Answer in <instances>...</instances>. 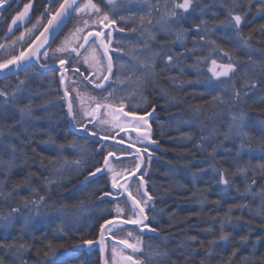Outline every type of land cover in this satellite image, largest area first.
<instances>
[{
  "label": "trees",
  "instance_id": "16d2710c",
  "mask_svg": "<svg viewBox=\"0 0 264 264\" xmlns=\"http://www.w3.org/2000/svg\"><path fill=\"white\" fill-rule=\"evenodd\" d=\"M119 1L126 4L114 12L117 21L128 31L136 29L130 31L131 36L123 44L128 60L131 52L128 54L126 49L137 36L142 39L147 35L148 26L156 39L152 40L147 57L160 49L173 53H183L185 47L189 50L172 67L165 68L164 59L158 58L155 74L149 75L146 83L137 88L132 81H126L114 98L131 104L132 110L139 108L143 100L145 106L139 110L154 107L161 115L158 137L165 154L152 166L149 184L153 197L149 217L157 233L146 238V248L141 253L144 262L261 264L264 219L255 211L260 201L252 196L241 197L240 193L253 180L256 183L252 191H259L264 185V170L260 167L264 164V88L248 91L242 87L253 80L264 82V33L259 31L264 17L257 13L255 5L247 12L239 33L250 38L244 43L233 28L225 25L228 11L244 13L247 0H198L188 19L173 23L167 34L160 30L161 19L173 7L172 0H149L148 7L136 0ZM132 2L133 7L129 8ZM141 16L145 17L143 24ZM201 19L206 22L201 25V35L214 44H206L195 36V25ZM177 31L186 32L185 47L176 40ZM212 59L217 61V67L229 62L234 65L231 79L209 73ZM137 65L136 75L142 76L143 70ZM237 89L241 90V99L234 102L232 95ZM33 95L30 118L21 117L19 109L24 105L20 101L6 106L0 98V216L7 215L13 207L20 209L11 226L5 228L0 222V264H44L46 253L49 261L98 264L96 254H89L91 250L74 246L93 239L103 220L113 213L114 202L102 203L98 190H108L106 177L83 181L95 170L94 166H100L97 161H101V156H97L93 142L64 132L62 117L52 115L54 110L47 106L50 101L45 91L37 88ZM216 95L227 103L214 101ZM241 114L242 127L233 128L231 137L225 140L223 133L229 131L231 116ZM202 136L209 140L202 142ZM214 168L226 170L228 185L219 183ZM30 173L34 175L29 176ZM45 179L53 181L50 188L45 186ZM41 196L42 202L33 203L40 201ZM241 204L248 207H238ZM24 217H28L27 223ZM222 221L226 241L219 240ZM242 236H248V240L242 242ZM213 240L216 243L210 244ZM21 244L26 247L21 249ZM234 249L236 254L232 256ZM163 252L171 254V260L158 255Z\"/></svg>",
  "mask_w": 264,
  "mask_h": 264
},
{
  "label": "snow or ice",
  "instance_id": "6c2138e0",
  "mask_svg": "<svg viewBox=\"0 0 264 264\" xmlns=\"http://www.w3.org/2000/svg\"><path fill=\"white\" fill-rule=\"evenodd\" d=\"M12 0H0V10L4 8L6 4H9ZM104 4L110 9V11H104L98 4L92 3V0H88V3L81 5L80 0H46L44 12L41 13L40 17L37 18L36 23L32 26L31 29H27L29 38L31 35L39 30L42 27V31H39V35L35 37L34 40L28 45L27 49H22L19 52V55L13 56L12 59L7 60L6 62L0 63V72L7 69L8 74H12V69L10 65H15L17 71L28 68L29 66H35V64L40 63V57H44V62L40 65L42 68L45 67L49 60L53 62V66L48 68V71L56 72L60 71V83L65 85L66 76L70 69L73 70L74 75H79L83 78L84 81H87L88 84L93 85V90H99L100 93H107L102 99L92 96L90 93H81L77 89H72L76 93L75 99H69L67 103V112L66 116L69 118L70 122L77 126L85 134V138L93 139L97 136L96 124L93 123L97 121V111L105 110L111 112L114 116L115 123L113 127L120 128L121 131H125V125H130L133 131L138 132V139L136 143L140 144V147H136L135 143L131 139L125 144L124 138L116 135H105L101 136L99 140L93 139V143H100L101 141H106L111 136V139L116 141L107 147L113 149L105 154V147L101 143V147L97 150V156H102L103 161H97V164L100 166H94L95 171L90 172L89 175L93 180L99 178H107L110 181V188L105 190L104 187L98 189L102 195L100 197L102 203L114 204V216L104 219L103 223L100 224V238L98 241L86 240L84 241L87 245H92L97 243L100 245L101 253L104 252L105 246V236L111 235L114 236L116 231H123L124 226L126 225H135L143 234L144 229H148L151 233H156L157 228L149 227L148 224H145L144 221L148 219L145 215V207L151 203L153 197L149 195L148 190L145 188L146 181L144 179L145 170L142 168L143 156L142 153H147L149 162L152 159V153L149 151V146L159 147L158 143L151 138L153 133L149 130L140 132L139 129L144 125H148V120L143 116L138 117L135 112L129 108L125 110L123 103L120 104L118 109H113L111 104L105 103V101L112 100L116 95L118 90L113 87L114 83L124 84L126 81H132L137 88H139L143 83H146L147 77L149 75L155 74V63L158 58H162L165 61V68L175 66V60L182 55H186L189 51L184 45L183 40L186 35L185 31L176 32V40L181 42V46L185 47V52L183 53H173L172 50L165 51L160 49L159 51L152 52L150 57L145 58L140 64L139 69L143 70V75H136L137 69L129 68L128 74L125 75L126 64L120 63L118 66L114 63L113 56L110 54L111 51H122V49H111L110 45L112 44V35L114 26L117 25L118 21L114 14V8L116 6V0H103ZM198 0H172L173 7L167 13L168 19L164 20L161 23L160 30L167 34L172 30L173 23L184 21L188 19V15L191 12H194L195 4ZM58 5V6H57ZM255 5L257 13L264 17V0H247L245 5V11L242 14H235L234 11H228V23L225 25L228 28H233L237 34L238 40H241L244 43H248L250 38H244L239 36V33L242 31L243 24L242 22L246 19L247 12L251 10L252 6ZM167 6V4L165 5ZM34 7L32 0H29V3L24 5V8L21 12L15 15L12 18V23L9 25V32L13 31V26L17 25L18 22H24L27 19H31L29 13L30 10ZM55 8L53 12L52 9ZM182 10V11H180ZM75 13V15H74ZM203 9H201V14ZM47 18V24H43V19ZM121 20L124 18L121 17ZM141 23L143 24L145 17L141 16ZM77 21L75 27L72 31L69 32L67 36L56 46L55 49L52 48L53 43L60 36V33L67 27L69 21ZM234 21V24L232 23ZM150 24L151 21L149 20ZM206 22L201 19L199 24L195 25V36L198 40L204 41L206 44H214V41H208L206 35H201V25H204ZM223 23V22H222ZM88 29H93L88 31ZM108 29V31H105ZM124 28H120V31H124ZM135 27L129 29V31H135ZM261 33H264V26H261L259 29ZM86 33V34H85ZM25 38V33H21L20 39L23 41ZM81 39L83 42L81 43ZM156 37L154 34H148V40H155ZM107 40V42H105ZM148 40L145 41L144 51H151ZM196 41H194L195 43ZM43 50V51H41ZM102 50V53H101ZM196 49H193V54ZM227 55V53H225ZM33 57L35 60H33ZM117 59H120L117 57ZM106 61V62H105ZM26 62V63H25ZM81 64L85 65L90 71L86 75L84 71L81 70ZM212 68L209 71L212 72L213 77H227L231 79L230 74H234V65L229 62L226 64H220L217 67V61L215 59L211 60ZM58 65V67H57ZM222 69V70H221ZM89 76H92V79H89ZM135 76V80H133ZM23 81H20L19 84L22 86ZM216 83H220L219 80ZM258 86L264 88V82L260 80H253L251 83H245L242 87L248 91H253ZM235 88V84H233ZM111 89V90H110ZM214 90V88H212ZM135 92V89H133ZM254 94V92H253ZM247 95V92H245ZM9 94L0 90V98H3L4 104L7 106L9 104L8 99ZM64 97H69V90L67 87L64 88ZM214 101L219 104H226L227 101L223 99L222 96L216 95L213 97ZM241 99V90L237 89L232 95V100L239 101ZM88 101L87 103L85 101ZM75 101H79V110H77V104ZM12 104L19 103L16 93H12ZM95 104L93 108L92 105ZM21 116L25 114L31 116V107L19 109ZM155 108H152L150 113H147L149 116H154ZM244 117L241 114L239 117L236 115L231 116L232 123L229 125V131L223 133L224 139L227 140L231 137L233 128L240 129L242 127ZM240 121V123H237ZM102 122V121H100ZM123 122V123H122ZM19 123H23L20 121ZM89 124H92V129L88 127ZM215 134V130H214ZM240 132H237L239 135ZM209 140L208 136H202L201 141ZM2 143V140H0ZM200 146V145H198ZM12 151L15 152V147L11 146ZM63 147V146H61ZM243 147V144H241ZM135 148V152L131 150ZM119 155H117V151ZM215 149L213 150V153ZM129 157L133 158L134 168L132 167H119L124 164V161ZM79 164V161H75ZM11 167V164H9ZM261 169L264 170V164L260 165ZM219 174V183L222 185H228L230 181L226 178V170L222 169H213ZM238 171L244 172L245 169L238 168ZM139 173V175H138ZM99 174V176L97 175ZM34 175L32 173L29 176ZM128 177L132 178V181H139V187L135 192L132 189V182L129 181ZM0 183H3L0 181ZM256 181L253 180L251 185L246 187L244 192H241V197L252 196L255 199H259L260 203L257 207L256 214L264 219V185L261 186L259 191H252L253 185ZM53 184V181L45 179V186L50 188ZM35 192V189H32ZM126 197V199H125ZM146 197V199H145ZM44 200V197H40V201H33V203H40ZM123 200L125 204L129 205V212L125 213V208L121 206L120 201ZM28 201L25 200V204ZM238 207L244 208L248 205L241 204ZM20 214V209L18 207H13L8 211L7 215L0 216V222H2L3 227L7 228L12 225L14 219H16ZM24 222H28V217H24ZM224 224L221 222V235L219 240L226 241L228 236L223 231ZM211 231V229H208ZM129 235H132L129 232ZM191 239H195L194 237ZM248 236H242L241 241H247ZM126 247L132 248L134 252H140L141 248L137 245L128 244L127 241H121ZM210 244L216 243V241H209ZM203 241H201V246ZM25 244H21L20 248H25ZM181 247H183L181 245ZM115 251V248L113 249ZM183 253H181L182 255ZM236 254L234 249L232 256ZM158 255L171 260V254L168 252L158 253ZM46 259L44 264H67V261L64 260H51L47 259L48 253L45 254ZM126 260L131 261V264H141L138 260H133L131 255L125 257ZM188 259L187 257L185 258ZM171 264H176L175 260H171ZM201 264H204L201 261ZM261 264H264V257L261 258Z\"/></svg>",
  "mask_w": 264,
  "mask_h": 264
},
{
  "label": "flooded vegetation",
  "instance_id": "af4514ba",
  "mask_svg": "<svg viewBox=\"0 0 264 264\" xmlns=\"http://www.w3.org/2000/svg\"><path fill=\"white\" fill-rule=\"evenodd\" d=\"M32 2H33L34 7L30 10V13H29L31 19L29 20L26 18V20L24 22H19L17 25H14L12 32H9V30H8L9 25L12 23V18L15 15H17L21 11L22 8H24L25 4L29 3V0H12L10 5L6 4L4 6V8L2 10H0V40L15 41V44H17V48H16L15 52L10 56V59H12L13 56L18 55L22 49H25L32 42V40H34V38L38 35L39 31L42 29V27H41L39 30L34 32L31 35V37L29 38V35L27 33V29H31L32 26L36 23L37 18L40 17L42 12H44L46 0H32ZM46 22H47V18L43 19V24H46ZM120 28H124V27H122L118 22L117 25L114 26L113 35L111 38L112 44L110 45L111 49H122V51H111L110 52V54L113 56L115 64H117L118 55L121 54L124 58L125 54L123 53V44L127 43L128 38L131 36L130 31H128L125 28H124L125 29L124 31H120ZM92 30L93 29H91L90 31H92ZM105 31H108V29H105ZM22 32L25 33V38L23 41L20 39V35ZM82 42H83V40L81 41V43ZM105 42H107V40ZM40 63L41 64L43 63L42 56L40 57ZM51 63H53V62L49 61L47 63V65H49ZM70 74H73V71H70L67 74L66 87H68ZM58 75H59V71H56V72L40 71L35 66L34 67L29 66L24 71H22L16 75H10L8 77L0 79V90H4L9 94V96H8L9 104L12 101V93L15 92L16 96L18 97V101L21 102L20 105H24L23 108H25L27 111V107L30 105V107L32 108V105H33L32 102L35 100V97L33 95L34 91H36L37 88L42 89L43 92L45 91L48 94L47 98H48V101H50V103L47 106L51 110H54L52 115L54 117H55V115L56 116L59 115L62 117L61 121H62V124L64 126V128H63L64 132H66V133L69 132L71 135H73L75 137L82 138V137L72 133L69 130L68 122L66 120V111H65V106H64V100L62 99V94H61L60 86H59V82H58ZM76 76L78 78H80L86 85H88V87H90V89L93 90V86L89 85L87 83V81H84L83 78L80 77L79 75H76ZM92 78H93L92 76H89V79H92ZM20 81L24 82L22 86L19 84ZM38 81H39V86H37ZM114 85H115V83L113 84V86ZM93 91L100 93L99 90H93ZM69 95H70V93H69ZM1 99L3 100V98H1ZM70 99H71V96H70ZM55 103H58V105L55 106ZM120 104L121 103H119L117 101H112V103H111V105L113 106V109H118L120 107ZM129 105H131V104H127V103L124 104L125 110H128L130 108ZM151 110H152V108L149 110H141V109L139 110V108L133 109V111L137 115H146ZM100 112H101V110H98L96 113L97 119L100 116ZM19 113H20V111H19ZM20 115H21V113H20ZM31 115H32V112H31ZM23 117L24 118L25 117L30 118L31 116H28L27 114H25ZM160 117H161V115L157 112V113H154V116H150L149 118H147L148 123L150 125V131H151V133H153L151 138L153 140H155L159 145V147L149 146V151L152 153V159L150 162L147 158L148 154L142 153V156H143L142 168L145 170L144 179L146 181V188H147L148 192L150 191V189H149L150 188L149 187L150 170L156 162H159L162 160L163 155L165 154V148H164V145L162 143V140H160V138L158 137V131L161 130V128H158V125H160V123H161ZM93 123L96 124L97 121H94ZM109 126H111V125H109ZM88 127L91 129L92 124H89ZM147 130H149V129L147 127H144V126L139 129L140 132L147 131ZM111 134L112 135L118 134L117 139H119V137H123L125 144L122 146H124V147L127 146V142L130 139L133 143H135L136 147H140V144L136 143V141L138 139V132L133 131L130 125H125V131H121L120 128H117V129L115 128V130ZM100 135H102V134H100ZM106 135H109V134H106ZM103 136H105V135H103ZM109 137H111V136H109ZM82 139H85V138H82ZM86 140L89 142H93V141H90L88 139H86ZM105 145L107 147V145H111V144H105ZM94 146H95L96 152H97L98 147H99V143H94ZM131 151L135 152V148H133ZM105 154H107V153H105ZM117 155H119V154H117ZM102 161H103V157L101 156L100 162L102 163ZM125 161L127 163L129 162L131 164V166L126 165L125 167L134 168L135 161L133 158L129 157ZM138 187H139V181L138 180L132 181V189L131 190L133 192H135ZM120 203L123 204L124 201L121 200ZM114 204H115V202H114ZM124 204L122 205V207L125 208V213L127 214L129 212V205L128 204L124 205ZM151 204H153L152 201H151V203H149L148 207L147 206L145 207V213H146V216L148 217L147 224L150 227H153L152 224L150 223V217H149V213H150V210L152 208ZM150 205H151V207H150ZM114 215H115V213L113 211L112 216H114ZM129 230H135V229H129ZM97 235H98V231H97L95 237L93 239H89V240H91V241L96 240ZM107 236H111V235H107ZM111 237L115 238L114 236H111ZM111 243H112L111 240L109 238H107L106 239V246H107L106 247V257H107L108 263L110 262V260L112 259V256L115 253V251H113L114 247L109 248L108 244H111ZM117 248L118 247H116L115 249H117ZM121 248H118V249L121 252L120 254L123 257V259H125L123 254L126 255L127 252L124 250V248H122V249ZM89 254L90 255L96 254V256L98 257L97 258L98 264H100L99 263L100 254H99L97 248L91 250V252ZM139 259H141L144 264H147L146 262H144L141 255H139ZM123 262H124L123 264H128V262L126 260Z\"/></svg>",
  "mask_w": 264,
  "mask_h": 264
},
{
  "label": "rangeland",
  "instance_id": "374dc122",
  "mask_svg": "<svg viewBox=\"0 0 264 264\" xmlns=\"http://www.w3.org/2000/svg\"><path fill=\"white\" fill-rule=\"evenodd\" d=\"M136 1H139L141 5L144 4L146 7H148V5H149V0H136ZM99 2H101V3H99ZM180 2H182V0H180ZM86 3H88V0H82L80 2L81 5L86 4ZM92 3L98 4L101 8L104 9V11H110V9L104 4L103 0H100L98 2L96 0H92ZM121 4H122V7H125L126 2L122 3L121 1L116 0V6H115L114 10H112V11H114V12L119 11L118 9L121 7ZM128 7L129 8L133 7V2H132V6H130V3H129ZM22 10H23V8L21 9V11ZM54 10H55V8L52 9V11H54ZM180 11H182V10H180ZM74 15H75V13H74ZM168 18H169L168 15H163L161 20L164 21V20H166ZM76 23H77V21H75V20L69 21L67 27H65V29L62 31V33L57 38L55 43H53V45H52L53 49H55L56 46L58 44H60V42L64 39V37L67 36L70 31L73 30V28L75 27ZM90 30L91 29H88V31H90ZM150 31H151V26H148L147 27V31H146V32H148L147 35L145 34L144 37L142 36V39L139 36H137V38H135L132 41V44L126 49V52L128 54L131 52V54L129 56V60H131V61L128 60V57H127L126 54L124 56V59H123V56L121 54L118 55V57L120 59H117V66L120 63H124L129 68H135V69L138 68L137 63L140 64L147 57V54H148V51H144L143 48H144L145 41L148 40V34L150 33ZM146 32H144V33H146ZM184 38H185V36H184ZM81 41H82V39H81ZM148 43H149L150 49H151L152 40H148ZM16 48H17V44H15V41L0 40V63L6 62L7 60H9L10 56L15 52ZM42 61L44 62V57L43 56H42ZM49 61H51V60H49ZM128 67H126L125 71H128ZM212 67L213 66L211 65L210 68H212ZM81 70L84 71L86 74L90 71L83 64H81ZM136 73H139V70H137ZM209 73L212 74L211 71H209ZM113 87L118 90L117 95L119 94L120 91H122V84H120V83H115V85ZM67 88L69 90L71 99H75V95H76V93L74 91H72V89H77L82 94L85 93V92L90 93L92 96H96L97 98H100V99H102V97L104 95H107V93H97V92L93 91L92 89H90V87H88V85H86L80 78H78L74 74H70ZM137 91H138V93H140L141 89L137 90ZM117 95L114 98H116ZM114 98H113L112 101H115ZM112 101L111 100L105 101V103L111 104ZM75 102L77 104V110H79V101H75ZM85 102L87 103L88 101L86 100ZM142 102L144 103L143 100H142ZM143 103H141V104L139 103L140 105L138 104L137 107L144 108L145 103L144 104ZM57 105H58V103H55V106H57ZM94 106H95V104L92 105L93 108H94ZM100 121H102V122H100ZM114 123H115V119H114L113 114L111 112H108V111H105V110L101 109L100 116L97 119L96 129L95 130L99 134H102V135L111 134L115 130V127H113ZM109 125H111V126H109ZM92 127H91V129H92ZM110 150H113V149H111L109 147H105V153H107ZM116 151H117V154H119L118 150H116ZM126 165H130L131 166V164L129 162L127 163L126 161H124V164L120 165L119 167L124 168ZM123 204H121V206ZM148 205H147V207H148ZM151 205H150V207H151ZM129 232H131L132 235H129ZM144 233L141 234L137 230L136 231L135 230H129V229H126V228L123 231H116L115 232V235H114L115 238H117V239H119L121 241H127L128 244L137 245L138 247L141 248L140 252H134L132 248H129V247H126V246H124V247L122 246V248H125L126 250L125 249L124 250L127 252L126 255L123 254L124 257H127V256L131 255L135 260H138V261L141 262V264H144L142 262V260L139 259V255H141V253L145 251L146 247L144 245H145L146 238L149 235L148 232H144ZM108 245H109V248H113V247L114 248H116V247L121 248L120 246H118V244L116 245V243H111V244H108ZM118 248L115 249V253L112 256V259L110 260V262L108 264H123L124 263L123 261L126 260V259H123V257L120 254L121 252L119 251ZM126 261L128 262V260H126ZM146 261L149 262L148 259Z\"/></svg>",
  "mask_w": 264,
  "mask_h": 264
},
{
  "label": "water",
  "instance_id": "95a60500",
  "mask_svg": "<svg viewBox=\"0 0 264 264\" xmlns=\"http://www.w3.org/2000/svg\"><path fill=\"white\" fill-rule=\"evenodd\" d=\"M82 0H80V2H81ZM46 24H47V22H46ZM43 29H41V31H42ZM38 35H39V33H38ZM35 39V38H34ZM28 48V46L25 48V49H27ZM41 51H43V50H41ZM19 55V54H18ZM33 60H35V58L33 57ZM26 63V62H25ZM41 64L40 63H38V64H35V67L37 68V69H39V70H41V71H48L47 69L48 68H51L52 66H53V63H51V64H49V65H46L45 67H41L40 66ZM57 67H58V65H57ZM10 68L12 69V74H8V70L7 69H5V70H3V72H0V79H2V78H5V77H8V76H10V75H15V74H17V73H19V72H21V71H23V70H19V71H17V69H16V66L15 65H10ZM71 70V69H70ZM69 70V71H70ZM68 71V72H69ZM68 72L67 73H65V76H66V80H67V74H68ZM66 80H65V85H61V83H60V71H59V75H58V82H59V86H60V91H61V94H62V99L64 100V104H65V111L67 112V103H68V100L70 99V95H69V97H64V88L66 87ZM89 85H91V84H89ZM91 86H93V85H91ZM150 113V112H149ZM137 115V114H136ZM138 117H140V116H143L145 119H147V118H149L150 116L149 115H137ZM66 120H67V122H68V126H69V130L72 132V133H74V134H76V135H78V136H81V137H84L85 138V134L81 131V130H79L78 128H77V126L76 125H74V124H72L71 122H70V120H69V118L66 116ZM149 123H148V125H144V127H147L148 129H149ZM102 135H100V134H97V136L96 137H94L93 139H95V140H99V138L101 137ZM93 139H90V140H93ZM116 141H114V140H112L110 137H109V139L108 140H106V141H101L100 142V146H99V148L101 147V143H103V144H113V143H115ZM94 172V171H93ZM97 175H99V174H97ZM89 179H92V177L88 174L87 176H85V178L83 179V181H86V180H89ZM128 179H129V181L131 182L132 181V178L131 177H128ZM145 188H146V185H145ZM101 197V196H100ZM125 199H126V197H125ZM146 215V214H145ZM144 223L145 224H147V220H145L144 221ZM125 228H136L139 232H140V230L135 226V225H126V226H124V229ZM144 232H148L149 234H156V233H151V232H149L148 231V229H144V231H143V233ZM110 238L111 239V241L112 242H114V243H117V244H119V245H121V246H126L124 243H121V241L120 240H117V239H113L112 237H110V236H105V246H104V252L103 253H101V250H100V245L99 244H97V243H93L92 245H87V244H85L84 243V241L83 242H81V243H79V244H77L76 246H74V248L75 249H85V250H87V251H89L91 248H94V247H97L98 248V251H99V254H100V260H99V263L100 264H107V259H106V238ZM99 238H100V227H99V231H98V236H97V239L96 240H93V242H95V241H98L99 240ZM134 260V259H133ZM128 264H131V261H128Z\"/></svg>",
  "mask_w": 264,
  "mask_h": 264
}]
</instances>
